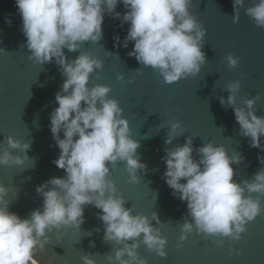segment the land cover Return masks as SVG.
I'll return each mask as SVG.
<instances>
[{
    "label": "water",
    "instance_id": "95a60500",
    "mask_svg": "<svg viewBox=\"0 0 264 264\" xmlns=\"http://www.w3.org/2000/svg\"><path fill=\"white\" fill-rule=\"evenodd\" d=\"M0 233L15 264H264V0H0Z\"/></svg>",
    "mask_w": 264,
    "mask_h": 264
},
{
    "label": "rangeland",
    "instance_id": "374dc122",
    "mask_svg": "<svg viewBox=\"0 0 264 264\" xmlns=\"http://www.w3.org/2000/svg\"><path fill=\"white\" fill-rule=\"evenodd\" d=\"M0 240L5 241L12 248H15L16 250H18V248H16L17 246L13 244L11 241H9L8 239H6L5 236H3L1 233H0ZM0 264H15V263L0 250Z\"/></svg>",
    "mask_w": 264,
    "mask_h": 264
},
{
    "label": "bare ground",
    "instance_id": "6f19581e",
    "mask_svg": "<svg viewBox=\"0 0 264 264\" xmlns=\"http://www.w3.org/2000/svg\"><path fill=\"white\" fill-rule=\"evenodd\" d=\"M6 239H8L6 236H5ZM9 240V239H8ZM11 241V240H9ZM13 243V241H11ZM14 244V243H13ZM17 248V247H16ZM19 250V249H18ZM24 256H26L29 260H31L34 264H38L35 262V260H33L29 255H27L26 253H24Z\"/></svg>",
    "mask_w": 264,
    "mask_h": 264
}]
</instances>
